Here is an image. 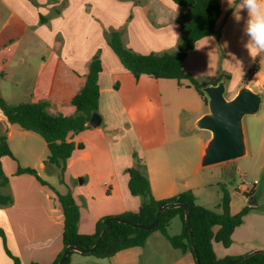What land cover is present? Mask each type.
I'll list each match as a JSON object with an SVG mask.
<instances>
[{
    "label": "crops",
    "instance_id": "1",
    "mask_svg": "<svg viewBox=\"0 0 264 264\" xmlns=\"http://www.w3.org/2000/svg\"><path fill=\"white\" fill-rule=\"evenodd\" d=\"M181 9L174 0H0V80L14 83L8 94L0 86L7 102L44 100L49 113L74 114L70 98L83 85L89 61L97 51L101 62L95 111L100 123H88L84 129L68 133V139L81 146L67 159L63 182L44 165L48 154L45 140L10 123L0 109V135H6L13 155L1 158L8 182L0 185V192L10 194L12 201L0 205L4 233V241L0 236V264L13 262L6 249L20 264H49L61 251L63 212L56 191L71 192L79 207L77 230L82 234L93 233L103 216L137 211L142 197L130 192L126 171L134 165L135 155L145 164L155 199L191 190L198 204L219 211L221 188L225 187L232 214L250 206L228 246L212 242L216 258L264 249V217L256 212V186H228L233 180L231 169L238 167L236 162L242 156L201 165L210 137L208 130L197 126V120L208 111L201 95L186 79L135 77L105 37V31L115 29L121 32L124 45L135 52H174L181 36L176 21ZM220 10L215 32L187 51L183 71L200 81L228 74L225 91L233 96L245 85L260 92L263 101L264 52L252 57L245 47L247 11H240L237 22L223 0ZM41 15L47 20L41 22ZM254 60L258 70L248 81L254 85L243 84L242 77ZM18 167L34 169L53 188L29 173H17ZM244 191H250L251 198ZM180 230L179 218L173 217L167 232L173 235ZM83 263L193 264L194 259L155 230L144 245L108 257L71 255L69 264Z\"/></svg>",
    "mask_w": 264,
    "mask_h": 264
},
{
    "label": "trees",
    "instance_id": "2",
    "mask_svg": "<svg viewBox=\"0 0 264 264\" xmlns=\"http://www.w3.org/2000/svg\"><path fill=\"white\" fill-rule=\"evenodd\" d=\"M181 11L176 16L179 23L181 36L178 48L174 52L165 51L162 53H138L126 47L123 43L121 32L115 29L105 31V37L109 46L119 58L120 62L135 77L146 74L155 78L186 79L207 104V97L204 94L203 86L212 83L216 84L221 79H228L229 75L219 73L212 81H200L186 74L183 71V59L188 50L200 38L211 35L215 32L217 20L220 16V0H174ZM47 18L40 16V21ZM101 70L99 51H97L88 64V71L81 88L70 98V103L75 107V113L64 115L61 113L52 114L47 111L48 102L37 100L31 102L9 103L0 94V109L7 120L17 124L23 129L34 131L46 142L48 154L44 159V165L49 172H56L60 182H63L67 159L76 146H81L69 140L67 135L70 131L78 132L88 125L89 118L96 111L99 98L98 74ZM258 70L257 61L254 60L242 77V83L246 84ZM1 74V73H0ZM13 158L7 143L5 134L0 135V185L8 182L4 174L1 158L2 156ZM128 173V187L132 194L142 197V202L137 211L124 212L119 215H107L99 218L95 223V230L90 234H82L77 230L79 220V207L70 191L60 193L56 191L59 205L63 212L62 228V249L49 264H56L63 250L68 245H75L80 249L92 248L89 251L69 250L64 263L69 264L73 253L82 255H93L95 257H108L115 252L134 246L144 245L147 237L155 230L160 231L171 246L182 251H188L193 255L192 242L197 251L199 264H223L234 257L216 258L213 250V241L220 242L224 246L231 243V234L236 226L248 212L250 206L246 205L237 213L229 211L230 195L225 187L221 188V200L219 211L198 204L195 195L191 190H183L175 195L155 199L151 194L149 179L143 161L135 155L134 165L126 169ZM26 172L33 175L42 184H48L39 174L29 167H18L17 173ZM49 187L53 188L48 184ZM250 197V191L243 192ZM10 194L0 192V205L11 203ZM166 203H174L173 206L163 208L157 217L155 225L151 229L138 227V224L146 225L156 217L157 210ZM185 206L188 208L189 229L185 221ZM121 217L126 222L107 217ZM173 217H178L181 222V230L177 234L170 235L167 226ZM104 234L98 240L102 230ZM0 236L4 241V233L0 229ZM7 253L12 258V264H20L19 258ZM31 264H38L32 262ZM230 264H264V253L255 252L250 256L240 258Z\"/></svg>",
    "mask_w": 264,
    "mask_h": 264
},
{
    "label": "water",
    "instance_id": "3",
    "mask_svg": "<svg viewBox=\"0 0 264 264\" xmlns=\"http://www.w3.org/2000/svg\"><path fill=\"white\" fill-rule=\"evenodd\" d=\"M202 89L207 97L208 111L197 120V126L208 130L210 132V137L207 140L201 155V165L206 166L217 164L243 156L246 153V143L242 118L245 114H253L260 109L262 94L243 85L232 97L227 98L225 96V79H221L216 84H206ZM88 123L91 126H97L100 123V116L97 112L92 113ZM249 204L251 203L249 202ZM173 205L174 203L164 204L157 210L156 217L151 223L146 225L138 224L137 226L145 229H151L157 221L159 212L163 208ZM110 218L126 222L125 219L116 216L107 217L104 219V222H107ZM188 219V208L185 206V221L191 237ZM104 231L105 230L103 229L98 240L101 239ZM96 246L97 243L93 247ZM192 247L196 260L195 264H199L198 254L195 250L193 242ZM92 248L80 249L75 245H68L63 250L56 264L64 263L69 250L89 251L92 250ZM255 252L264 253V249L249 251L241 256L234 257L223 264H230L240 258L250 256Z\"/></svg>",
    "mask_w": 264,
    "mask_h": 264
},
{
    "label": "rangeland",
    "instance_id": "4",
    "mask_svg": "<svg viewBox=\"0 0 264 264\" xmlns=\"http://www.w3.org/2000/svg\"><path fill=\"white\" fill-rule=\"evenodd\" d=\"M248 83L254 85L253 82ZM0 86L6 94H8V91L14 90V83L10 80H0ZM225 96L230 98L232 95L230 92L225 91ZM242 120L247 152L238 158L236 162L238 167H234L233 170L231 169L230 175L233 180L231 179L228 186L230 188H234L235 186L247 188L248 184L244 183L245 179L250 182L257 179V183L254 184L258 190L256 212L263 213L264 217V98L260 109L253 114H245ZM222 177L227 176L224 174ZM76 180L78 181L79 178L77 177ZM71 182H75V180Z\"/></svg>",
    "mask_w": 264,
    "mask_h": 264
},
{
    "label": "clouds",
    "instance_id": "5",
    "mask_svg": "<svg viewBox=\"0 0 264 264\" xmlns=\"http://www.w3.org/2000/svg\"><path fill=\"white\" fill-rule=\"evenodd\" d=\"M223 2L227 7L232 8V16L237 22L241 20L240 11L242 9L247 11V20L243 29L247 37L245 47L252 57L264 52V4L261 0H223Z\"/></svg>",
    "mask_w": 264,
    "mask_h": 264
},
{
    "label": "built area",
    "instance_id": "6",
    "mask_svg": "<svg viewBox=\"0 0 264 264\" xmlns=\"http://www.w3.org/2000/svg\"><path fill=\"white\" fill-rule=\"evenodd\" d=\"M244 183H245V184H248V187H250L251 185L257 183V180H253L252 182H250V181H248V180L245 179V180H244Z\"/></svg>",
    "mask_w": 264,
    "mask_h": 264
}]
</instances>
